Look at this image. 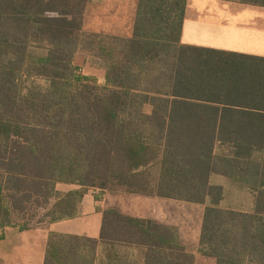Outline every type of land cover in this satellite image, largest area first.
<instances>
[{"label":"trees","instance_id":"16d2710c","mask_svg":"<svg viewBox=\"0 0 264 264\" xmlns=\"http://www.w3.org/2000/svg\"><path fill=\"white\" fill-rule=\"evenodd\" d=\"M100 1L0 0V240L6 227L28 229L41 208L50 221L69 218L97 187L205 205L198 252L216 264H264V114L169 101L184 85L193 95L180 59L192 49L180 46L186 0H136L128 36L84 29ZM81 51L105 69L102 86L76 74ZM103 216L111 250L141 247L144 264L194 263L176 227ZM96 243L50 233L45 264H90Z\"/></svg>","mask_w":264,"mask_h":264},{"label":"crops","instance_id":"0c3cea01","mask_svg":"<svg viewBox=\"0 0 264 264\" xmlns=\"http://www.w3.org/2000/svg\"><path fill=\"white\" fill-rule=\"evenodd\" d=\"M135 5L136 0H128L127 12L131 17ZM180 46L192 47L184 49L180 59L184 69L183 81L191 84L190 91L193 95H189L187 85H184L183 96L168 95L169 101L176 99L196 105L198 107L194 112L200 113L264 114V65L246 58H264V6L243 0H186ZM88 61L86 52L81 51L75 54L73 65L80 70L82 76L104 84L105 69L92 66ZM186 66H189L188 70ZM255 81L262 82L261 93L256 90L258 87H255ZM195 82L202 86L193 85ZM236 82L240 85L235 88L233 85ZM258 96L262 97L261 101ZM151 110L150 104L144 105L145 112L150 113ZM77 188L74 185L57 184V189L61 192ZM89 192L87 190L76 200L69 218L50 221L46 216L50 210L47 207L44 208V219L35 226L30 225L22 231L6 227L5 237L0 240V264H45L50 233L96 240L97 249L90 264H144L141 247L119 245L118 250H111L108 242L101 241L103 211L107 209L116 210L131 218L149 219L158 224L176 227L185 252L194 256L193 264H216L213 257L198 252L205 205L160 196L110 192L118 196L137 195L157 202H181L202 208L201 223L194 227L193 235L188 236L181 221L168 217L167 214L161 217L155 214L145 215L141 213L143 208L133 210L121 207L117 200L113 204H105L103 200L96 201Z\"/></svg>","mask_w":264,"mask_h":264},{"label":"rangeland","instance_id":"374dc122","mask_svg":"<svg viewBox=\"0 0 264 264\" xmlns=\"http://www.w3.org/2000/svg\"><path fill=\"white\" fill-rule=\"evenodd\" d=\"M128 8V0H101L98 3L91 4L84 16L83 27L89 32L128 36L132 25V17L127 12ZM88 59V62L91 64L89 56ZM75 72L77 75L82 76L78 68H76ZM94 85L95 87H99L103 84H98L95 81ZM87 190H90L89 194L94 195L96 201L103 200L105 204H113L117 200L121 207L133 210L143 208L141 213L145 215L152 216V214H155L161 217L167 214L168 217L181 221L188 236L193 235L194 227L201 223L202 208L198 206L181 202H157L155 199L139 197L137 195L118 196L110 193L108 190L97 187H91ZM44 213V208L39 209L37 215L32 220H29V225L35 226L41 223L42 219H44ZM159 217L156 216L158 219ZM203 264L206 263L204 262Z\"/></svg>","mask_w":264,"mask_h":264}]
</instances>
